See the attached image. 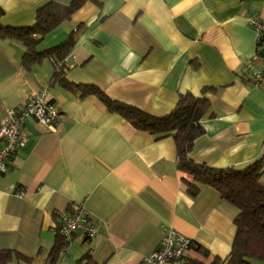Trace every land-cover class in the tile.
Instances as JSON below:
<instances>
[{
	"label": "crops",
	"instance_id": "0c3cea01",
	"mask_svg": "<svg viewBox=\"0 0 264 264\" xmlns=\"http://www.w3.org/2000/svg\"><path fill=\"white\" fill-rule=\"evenodd\" d=\"M48 1L71 0H0V23L30 25ZM248 14L264 20V0H87L37 46L48 49L76 31L62 61L64 83L51 82V58L24 67L22 44L0 37V120L44 88L60 108L52 128L25 120L26 143L0 175V249L20 255L7 264H49L59 214L74 202L85 206L96 232L72 234L55 264H142L163 225L207 252L192 247L190 260L227 257L236 208L208 185L190 195L171 136L136 130L78 87L94 84L157 115L172 110L180 94L212 87L190 157L243 168L264 155V91L244 71L256 53ZM255 62L264 64V55Z\"/></svg>",
	"mask_w": 264,
	"mask_h": 264
},
{
	"label": "trees",
	"instance_id": "16d2710c",
	"mask_svg": "<svg viewBox=\"0 0 264 264\" xmlns=\"http://www.w3.org/2000/svg\"><path fill=\"white\" fill-rule=\"evenodd\" d=\"M87 0H71L68 5H60L48 1L36 9L35 21L30 25L11 26L0 23V37H10L23 46L21 63L29 67L45 56L51 58L55 70L52 83L66 82L63 58L75 40L74 32L63 42L39 51L37 46L41 39L55 29L60 22L68 18ZM3 9L0 7V16ZM264 42H256L255 57H259V48ZM212 87H203L200 95L190 92L180 94L175 106L168 113L157 115L132 103L108 95L94 84L78 87L81 97L96 96L106 109L119 114L136 130L145 132L154 139L171 136L176 145L175 166L182 173V181L190 195H196L200 187L208 185L231 203L237 210L233 223L235 234L231 249L226 258L214 257L208 264H255L264 263V185L260 175L264 169V155L248 163L243 168H216L205 163H198L190 157L194 139L204 132L202 117L209 110V97ZM51 101H53L51 99ZM68 239L55 229V239L49 250V264H55L61 251L66 247ZM204 255L207 253L198 246H193ZM14 254L10 249H0V264H7ZM87 256L84 255V258ZM22 257V256H21ZM24 258V257H23ZM30 260V258L25 257ZM192 264H205L198 260H190Z\"/></svg>",
	"mask_w": 264,
	"mask_h": 264
},
{
	"label": "built area",
	"instance_id": "2783aa9c",
	"mask_svg": "<svg viewBox=\"0 0 264 264\" xmlns=\"http://www.w3.org/2000/svg\"><path fill=\"white\" fill-rule=\"evenodd\" d=\"M246 22L254 31L256 42H264V20L255 14H248ZM244 71L252 83L264 91V67L258 68L257 63L251 59L244 65ZM59 115L60 108L51 101L48 88L29 94L23 104L5 110L0 120V175L7 171L14 152L26 143L27 136L22 130L25 120L31 118L52 128L58 122ZM16 194H21V191H16ZM58 219V232L67 239L77 232L84 238H90L96 232L89 212L82 203L69 204L68 210L60 213ZM161 232L157 247L143 257L142 264H188L193 240L171 226L163 225Z\"/></svg>",
	"mask_w": 264,
	"mask_h": 264
},
{
	"label": "water",
	"instance_id": "95a60500",
	"mask_svg": "<svg viewBox=\"0 0 264 264\" xmlns=\"http://www.w3.org/2000/svg\"><path fill=\"white\" fill-rule=\"evenodd\" d=\"M259 53H260L261 55H264V46H262V47L259 49Z\"/></svg>",
	"mask_w": 264,
	"mask_h": 264
},
{
	"label": "rangeland",
	"instance_id": "374dc122",
	"mask_svg": "<svg viewBox=\"0 0 264 264\" xmlns=\"http://www.w3.org/2000/svg\"><path fill=\"white\" fill-rule=\"evenodd\" d=\"M262 66H264V64H260V65H258V68H262Z\"/></svg>",
	"mask_w": 264,
	"mask_h": 264
}]
</instances>
